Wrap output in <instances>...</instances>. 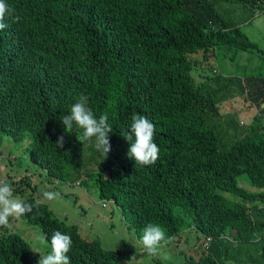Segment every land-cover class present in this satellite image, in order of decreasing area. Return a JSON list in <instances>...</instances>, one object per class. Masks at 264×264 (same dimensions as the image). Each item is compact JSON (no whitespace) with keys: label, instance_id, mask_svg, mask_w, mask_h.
Masks as SVG:
<instances>
[{"label":"trees","instance_id":"16d2710c","mask_svg":"<svg viewBox=\"0 0 264 264\" xmlns=\"http://www.w3.org/2000/svg\"><path fill=\"white\" fill-rule=\"evenodd\" d=\"M21 21L0 30V144L4 137L49 180H92L113 200L136 238L149 223L168 237L195 228L202 252L181 264H264V59L251 75L215 72L196 83L191 55L232 47L260 52L240 25L264 0H6ZM264 54V51H261ZM95 117L107 113L111 150L104 159L75 124L60 121L81 95ZM259 107L246 126L220 104L235 96ZM134 114L155 124L152 165L129 159ZM261 114V116H260ZM65 144L58 148V137ZM19 146V145H17ZM16 146V147H17ZM242 177L257 190L238 183ZM21 216L71 236V264H121L118 249L82 236L33 196ZM209 238L207 246H203ZM28 240L0 233V264H34ZM154 264H163L156 259Z\"/></svg>","mask_w":264,"mask_h":264},{"label":"rangeland","instance_id":"374dc122","mask_svg":"<svg viewBox=\"0 0 264 264\" xmlns=\"http://www.w3.org/2000/svg\"><path fill=\"white\" fill-rule=\"evenodd\" d=\"M240 28L255 42L260 52L255 49L240 50L231 58L233 48L224 46L211 49L205 54L202 51L192 54L191 57L199 61L192 71L196 83L202 82L206 75L217 71L225 75H251L261 69L264 59L261 52L264 51V11L254 14V17L243 22ZM257 110L259 107L247 100L245 94L220 104L221 113H233L241 126L253 121ZM27 143L25 140L16 144L10 138L4 137L0 144V182L12 185L14 198L33 196L36 200H42L44 191L59 192L60 196L56 200L44 202L54 216L76 224L83 237L96 239L101 247L118 249L121 264H154L156 259L163 264H181L190 256L196 259L202 252L199 243L204 240L203 234L197 229H188L180 239H171L169 244L162 246L156 256H148L133 229L124 220L119 207L99 199L91 179H87L83 184L49 180L44 169L28 157L25 151ZM238 183L246 189L257 190L242 177L238 178ZM5 232H16L29 241L30 259L34 264H37L40 258L38 252L50 253V246L39 225L27 223L21 217L10 218L7 227H0V233Z\"/></svg>","mask_w":264,"mask_h":264},{"label":"clouds","instance_id":"9594fccd","mask_svg":"<svg viewBox=\"0 0 264 264\" xmlns=\"http://www.w3.org/2000/svg\"><path fill=\"white\" fill-rule=\"evenodd\" d=\"M15 9L10 7L6 0H0V30H4L8 25L4 23L5 17L12 19L13 23H19L21 17L14 15ZM88 97L81 95L76 103L70 106L68 114L62 115L60 121L67 133L70 134L75 124L82 130L84 141L92 142L95 150L105 158L111 150L109 134L112 126L108 123L109 116L104 113L97 119L87 106ZM155 124L146 116L134 114L132 122L127 131L122 136L129 142L127 156L135 161L136 165H152L156 162L159 155V147L154 142ZM58 148H63L65 144L64 135H60L55 142ZM60 196L59 192L44 191L43 199L37 200L39 205L46 201H54ZM33 205L14 198L12 185L8 182H0V227H7L10 218H19L26 213H30ZM171 242V238L165 230L153 223L147 224L142 229L139 243L148 256H156L161 247ZM72 247L71 236L57 230L50 237V253L40 254L37 264H71L68 253ZM129 264V262H128Z\"/></svg>","mask_w":264,"mask_h":264},{"label":"built area","instance_id":"2783aa9c","mask_svg":"<svg viewBox=\"0 0 264 264\" xmlns=\"http://www.w3.org/2000/svg\"><path fill=\"white\" fill-rule=\"evenodd\" d=\"M256 12H258V10H257ZM107 201L110 202V203H112V204H115V202H114L113 200H107ZM103 205H104V203H103ZM209 240H210V239L207 238V240H206L205 243L203 244L204 247L207 246Z\"/></svg>","mask_w":264,"mask_h":264},{"label":"crops","instance_id":"0c3cea01","mask_svg":"<svg viewBox=\"0 0 264 264\" xmlns=\"http://www.w3.org/2000/svg\"><path fill=\"white\" fill-rule=\"evenodd\" d=\"M195 228H192L191 230H194ZM196 230V229H195ZM186 231V230H185ZM185 231H183V232H181L180 233V235H179V237H175L173 240H176V239H180L181 237L180 236H182L183 234H185Z\"/></svg>","mask_w":264,"mask_h":264},{"label":"water","instance_id":"95a60500","mask_svg":"<svg viewBox=\"0 0 264 264\" xmlns=\"http://www.w3.org/2000/svg\"><path fill=\"white\" fill-rule=\"evenodd\" d=\"M262 105H264V104H262Z\"/></svg>","mask_w":264,"mask_h":264}]
</instances>
